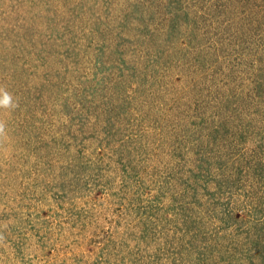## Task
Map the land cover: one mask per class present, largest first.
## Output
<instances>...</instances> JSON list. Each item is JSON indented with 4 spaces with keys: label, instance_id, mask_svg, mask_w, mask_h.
<instances>
[{
    "label": "trees",
    "instance_id": "1",
    "mask_svg": "<svg viewBox=\"0 0 264 264\" xmlns=\"http://www.w3.org/2000/svg\"><path fill=\"white\" fill-rule=\"evenodd\" d=\"M0 87V264H264V0H0Z\"/></svg>",
    "mask_w": 264,
    "mask_h": 264
},
{
    "label": "rangeland",
    "instance_id": "2",
    "mask_svg": "<svg viewBox=\"0 0 264 264\" xmlns=\"http://www.w3.org/2000/svg\"><path fill=\"white\" fill-rule=\"evenodd\" d=\"M8 194L9 198L11 199L9 206H12L13 201L12 197L10 196V193L4 192L3 195ZM48 205V204H47ZM28 205H25L27 207ZM1 207V206H0ZM44 208H40L41 212L43 213L40 216L41 219L46 221L47 225L50 227V231L54 228L59 229L62 224H66L70 222V218L66 213L57 212L54 210V208L50 205L43 206ZM27 215H29V218H26L28 223H32L34 219H37V215L32 216L31 212H26ZM28 223L27 226H28ZM50 234H56L53 230L50 232ZM49 250L47 252L34 257L33 262L34 264H63L65 262L64 260L61 261L62 256H66L67 259H74L75 261H82L81 259L85 256V254H77L82 252L77 251L74 247H70L69 245H61V246H49ZM86 252V250H84Z\"/></svg>",
    "mask_w": 264,
    "mask_h": 264
},
{
    "label": "clouds",
    "instance_id": "3",
    "mask_svg": "<svg viewBox=\"0 0 264 264\" xmlns=\"http://www.w3.org/2000/svg\"><path fill=\"white\" fill-rule=\"evenodd\" d=\"M16 107L13 96L4 88L0 87V109H13ZM4 133V124L0 122V135Z\"/></svg>",
    "mask_w": 264,
    "mask_h": 264
}]
</instances>
